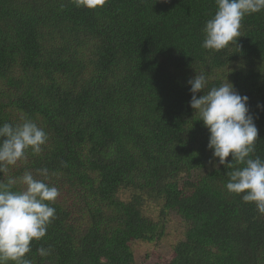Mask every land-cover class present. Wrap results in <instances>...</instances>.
I'll use <instances>...</instances> for the list:
<instances>
[{
	"label": "trees",
	"instance_id": "trees-1",
	"mask_svg": "<svg viewBox=\"0 0 264 264\" xmlns=\"http://www.w3.org/2000/svg\"><path fill=\"white\" fill-rule=\"evenodd\" d=\"M215 11V0H0V125L27 118L49 137L9 175L47 168L60 193L33 264H264V215L227 191L233 169L213 159L188 84L205 72V93L227 79L247 96L264 159V11L210 51ZM170 214L185 230L165 257Z\"/></svg>",
	"mask_w": 264,
	"mask_h": 264
},
{
	"label": "clouds",
	"instance_id": "clouds-1",
	"mask_svg": "<svg viewBox=\"0 0 264 264\" xmlns=\"http://www.w3.org/2000/svg\"><path fill=\"white\" fill-rule=\"evenodd\" d=\"M74 3L94 10L105 0H74ZM215 3L216 11L202 30L201 46L210 51L236 43L243 18L264 11V0H215ZM188 84L192 94L190 106L210 133L208 148L213 159L233 169L227 173V191L243 194L242 200L254 203L264 215V159L254 156L258 129L249 114L248 97L241 96L227 79L205 93L208 84L205 72L197 73ZM201 92L203 95H197ZM48 139L45 130L31 119L0 125V264H33L27 258L31 244L45 237L55 219L56 209L51 205L60 193L57 187L46 183L50 175L47 168L37 169L35 175L27 170L20 176L9 175L10 168L25 160L29 151L41 153ZM37 252L46 257L50 250L40 247Z\"/></svg>",
	"mask_w": 264,
	"mask_h": 264
},
{
	"label": "rangeland",
	"instance_id": "rangeland-1",
	"mask_svg": "<svg viewBox=\"0 0 264 264\" xmlns=\"http://www.w3.org/2000/svg\"><path fill=\"white\" fill-rule=\"evenodd\" d=\"M166 227L167 237L160 243L158 248L161 252V255L165 257H167L166 255L169 254L171 246L183 238L185 230L180 218L174 214H170ZM145 251H147L146 248L142 246H135L134 255L137 262H139L140 257Z\"/></svg>",
	"mask_w": 264,
	"mask_h": 264
}]
</instances>
